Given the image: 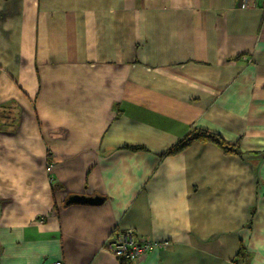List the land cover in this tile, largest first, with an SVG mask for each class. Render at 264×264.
<instances>
[{
    "label": "crops",
    "instance_id": "obj_1",
    "mask_svg": "<svg viewBox=\"0 0 264 264\" xmlns=\"http://www.w3.org/2000/svg\"><path fill=\"white\" fill-rule=\"evenodd\" d=\"M262 1L0 0V264H264Z\"/></svg>",
    "mask_w": 264,
    "mask_h": 264
},
{
    "label": "built area",
    "instance_id": "obj_2",
    "mask_svg": "<svg viewBox=\"0 0 264 264\" xmlns=\"http://www.w3.org/2000/svg\"><path fill=\"white\" fill-rule=\"evenodd\" d=\"M240 7L247 9L250 0H237ZM264 9V0L262 1ZM168 243L155 242L147 238H140L132 229L121 231L116 238L107 246L108 250L118 259L125 262H134L143 258L152 248L166 246ZM50 264H63L62 261L52 262Z\"/></svg>",
    "mask_w": 264,
    "mask_h": 264
},
{
    "label": "trees",
    "instance_id": "obj_3",
    "mask_svg": "<svg viewBox=\"0 0 264 264\" xmlns=\"http://www.w3.org/2000/svg\"><path fill=\"white\" fill-rule=\"evenodd\" d=\"M195 142L213 143L218 147H220L227 155H237V156L243 155V152L239 148V143L230 144L226 142L218 134L200 128L192 129L188 135L182 138L174 147L170 148L164 155L165 156L176 155L184 151L188 147H190ZM135 149H142V148H135ZM240 254H241V250H240Z\"/></svg>",
    "mask_w": 264,
    "mask_h": 264
},
{
    "label": "water",
    "instance_id": "obj_4",
    "mask_svg": "<svg viewBox=\"0 0 264 264\" xmlns=\"http://www.w3.org/2000/svg\"><path fill=\"white\" fill-rule=\"evenodd\" d=\"M103 199L100 197H88V196H81L75 195L68 199L66 205L71 204H100L102 203Z\"/></svg>",
    "mask_w": 264,
    "mask_h": 264
},
{
    "label": "rangeland",
    "instance_id": "obj_5",
    "mask_svg": "<svg viewBox=\"0 0 264 264\" xmlns=\"http://www.w3.org/2000/svg\"><path fill=\"white\" fill-rule=\"evenodd\" d=\"M167 245H168V244H167ZM167 245H166V246H167Z\"/></svg>",
    "mask_w": 264,
    "mask_h": 264
}]
</instances>
